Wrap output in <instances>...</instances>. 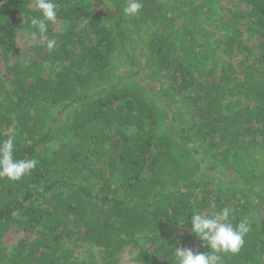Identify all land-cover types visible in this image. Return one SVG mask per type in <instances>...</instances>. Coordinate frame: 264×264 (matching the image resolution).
Segmentation results:
<instances>
[{
    "label": "trees",
    "instance_id": "trees-1",
    "mask_svg": "<svg viewBox=\"0 0 264 264\" xmlns=\"http://www.w3.org/2000/svg\"><path fill=\"white\" fill-rule=\"evenodd\" d=\"M84 1L54 0L69 28L55 35L49 23L55 46L38 44L27 62L16 37L35 31V0H0L10 83L0 81V142L13 136L14 158L38 161L18 181L0 178V239L15 226L36 234L11 254L0 248V264H61L53 251L77 224V241L99 248L102 264H120L143 234L148 247L133 261L175 264L180 236L169 228L224 207L233 226L251 227L222 264H264V0H141L135 17L126 0ZM43 104L63 105L55 129ZM206 159L243 188L231 200L201 187Z\"/></svg>",
    "mask_w": 264,
    "mask_h": 264
},
{
    "label": "rangeland",
    "instance_id": "rangeland-1",
    "mask_svg": "<svg viewBox=\"0 0 264 264\" xmlns=\"http://www.w3.org/2000/svg\"><path fill=\"white\" fill-rule=\"evenodd\" d=\"M70 1V0H68ZM74 1V0H72ZM79 2H83L84 0H77ZM86 2V1H84ZM222 4L226 7L230 6L231 1L230 0H222ZM244 7V6H243ZM92 9L96 10V7H92ZM69 21H63V20H57L55 23H52V32L57 35L58 33L66 30L69 28ZM244 26H242V29ZM247 33L243 32V37L246 40ZM54 38V37H52ZM17 46L19 49V57L27 62H30L35 57V46H37L40 43V39L33 38L32 35H29L28 32L19 29L17 32ZM254 41V40H253ZM253 41H250L252 43ZM255 42V41H254ZM131 49L133 50L134 57L139 61L140 65L144 64L145 61V54L143 51V48L138 43L131 44ZM242 54L234 58V62H237L242 58ZM249 61L253 60L252 56H249ZM11 60V61H10ZM9 62H12L14 59L11 58ZM0 67L2 69V76L1 80L3 81L5 85L9 86V80L6 76L5 71V62L3 58L0 56ZM239 68V67H238ZM164 79H159L157 81L151 82V86L154 90L158 91L159 87L162 85V82ZM43 108L46 110L48 117L51 119V124L53 128L55 129L57 126L61 124L63 121L65 114L62 113L63 105H48L43 104ZM76 104H73L72 107L74 108ZM178 104H175L174 107L171 109L172 111L176 112L178 109ZM10 130V129H8ZM127 135L133 134V129L128 128L124 130ZM208 167L211 166L212 169L208 168L205 171V176L207 177L206 183L202 185L201 187H206L208 190H217L222 188L226 195L227 200H231L230 194L233 191L240 192L243 188L240 187L238 183H236L234 180L233 174L228 170L225 166L221 165L219 162L214 161L212 159H206ZM200 191L203 190L199 189V192L196 190L194 192V198H199L198 193L200 194ZM238 195V193H237ZM254 203L257 204L258 208H261L262 201L259 198H254ZM73 228V227H72ZM187 228H189L187 226ZM80 229V226L77 224L73 228V232L71 236L65 238L59 248H56L53 253L58 258V261L63 264L66 262H70L72 260H78L80 262H83L85 264H102V252L99 248L95 246H91L88 244H84L82 242L77 241V232ZM169 230L172 233H176L180 236L179 242L181 245L179 247H189L192 248L193 251L201 250V242L199 239L190 231L186 230L185 226L177 225L175 227L169 228ZM35 231H27L25 232L24 229L21 226H15L12 229L9 230L8 233L5 234L3 238L0 239V248L8 254H11L14 249L18 246L20 241L24 240L26 242H29L32 238L35 237ZM143 234L139 238V245L137 247L135 246H127L122 253L118 256V258L121 260L120 264H139L135 261H133L135 255L138 252V249L141 247H148L147 238Z\"/></svg>",
    "mask_w": 264,
    "mask_h": 264
},
{
    "label": "clouds",
    "instance_id": "clouds-1",
    "mask_svg": "<svg viewBox=\"0 0 264 264\" xmlns=\"http://www.w3.org/2000/svg\"><path fill=\"white\" fill-rule=\"evenodd\" d=\"M141 0H126L123 9L126 17H135L142 8ZM35 10L40 14L31 18L30 23L35 29L32 37H40V43L48 49L55 46L56 41L49 39L48 24L55 23L57 19V4L54 0H35ZM14 137L0 142V178L10 181H18L24 175L33 170L38 161L36 159L14 158ZM232 210L224 207L218 213L209 215L195 212L191 215V227L187 223L180 222L186 230L193 233L201 242V247L209 249L206 253L193 251L189 247L174 248L175 264H222V258L226 254H237L244 244V237L250 231L247 219L241 220L236 226L229 221Z\"/></svg>",
    "mask_w": 264,
    "mask_h": 264
}]
</instances>
